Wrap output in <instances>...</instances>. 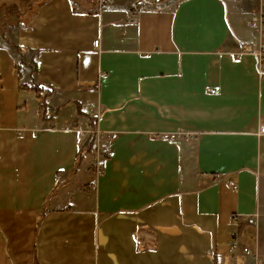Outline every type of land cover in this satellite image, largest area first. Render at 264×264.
I'll return each mask as SVG.
<instances>
[{"label": "crops", "instance_id": "crops-1", "mask_svg": "<svg viewBox=\"0 0 264 264\" xmlns=\"http://www.w3.org/2000/svg\"><path fill=\"white\" fill-rule=\"evenodd\" d=\"M43 1L0 31V264H249L233 213L258 214L238 240L264 254L253 1ZM91 127L111 134L99 176ZM175 132L193 146L157 137Z\"/></svg>", "mask_w": 264, "mask_h": 264}, {"label": "built area", "instance_id": "built-area-1", "mask_svg": "<svg viewBox=\"0 0 264 264\" xmlns=\"http://www.w3.org/2000/svg\"><path fill=\"white\" fill-rule=\"evenodd\" d=\"M253 9L246 21V26L257 33L262 37V41L257 50V57L259 63V69L262 71L264 69V0H252ZM99 7L102 6L103 0H98ZM131 24L136 23V19L131 17L129 18ZM101 55V41L99 38L93 41L92 50L90 56L93 60H97ZM105 73L101 72L97 76V85L86 88V92L89 94H94L98 92L99 81L104 77ZM82 112L88 117L89 120L98 118L100 115V105L98 103H93L92 101H85L81 106ZM89 134L91 142V152H90V169L96 176H99L103 173L104 164L107 159V153L102 146V142L108 139L111 134L108 132H103L97 128L91 127L87 131ZM260 134H264V122H262L260 129ZM157 137H160L163 140H183L186 142L188 147H192L196 135L193 132H175L170 134H160ZM230 186L236 190L237 186L235 184H230ZM229 220L232 224L238 225L235 230L231 233L232 240L228 243V252L232 257L237 256L239 253L246 256L249 259V264H264V254H261L258 250L252 249L248 245H241L238 240L239 226L250 225L256 227L258 224V214L252 215H242L239 213H233L229 216Z\"/></svg>", "mask_w": 264, "mask_h": 264}, {"label": "rangeland", "instance_id": "rangeland-1", "mask_svg": "<svg viewBox=\"0 0 264 264\" xmlns=\"http://www.w3.org/2000/svg\"><path fill=\"white\" fill-rule=\"evenodd\" d=\"M43 0H0V31L6 27H20L32 16Z\"/></svg>", "mask_w": 264, "mask_h": 264}, {"label": "trees", "instance_id": "trees-1", "mask_svg": "<svg viewBox=\"0 0 264 264\" xmlns=\"http://www.w3.org/2000/svg\"><path fill=\"white\" fill-rule=\"evenodd\" d=\"M41 112H43V113L45 112L44 106H42ZM81 150H82V154L85 153V152H91V142H90V140L87 141L86 144H84V146L82 147V149H80V152H81Z\"/></svg>", "mask_w": 264, "mask_h": 264}]
</instances>
